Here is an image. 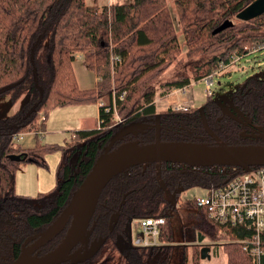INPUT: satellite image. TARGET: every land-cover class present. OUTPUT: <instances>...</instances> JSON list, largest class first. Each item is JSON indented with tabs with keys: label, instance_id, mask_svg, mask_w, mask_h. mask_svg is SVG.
I'll use <instances>...</instances> for the list:
<instances>
[{
	"label": "trees",
	"instance_id": "1",
	"mask_svg": "<svg viewBox=\"0 0 264 264\" xmlns=\"http://www.w3.org/2000/svg\"><path fill=\"white\" fill-rule=\"evenodd\" d=\"M253 1L174 0L176 17L167 0H132L102 9L86 0H0V98L8 96L15 104L22 96L27 97L13 114L0 117V264L12 263L25 240L57 218L112 135L119 131L127 133L115 146L129 140L264 145V70L261 76L252 75L230 93L233 107L242 112L244 119L226 112L214 94L201 106L158 111V95L151 85L155 74L179 57L180 36L188 55L208 57L195 66L192 76L165 81L162 96L213 72L222 73L235 57L239 61L263 50L264 13L246 21L237 19L238 13ZM230 18L235 20L232 26L214 33ZM43 32L34 57L38 83L44 90L39 101L31 50ZM78 54L99 76L93 88L83 89L77 83L73 63ZM104 96L108 102L103 100L106 106L99 107V117L104 121L101 127L76 130L72 141L58 147L38 144L24 150L15 141V134L38 130L42 125L39 118L52 109L98 102ZM36 103L35 111L25 118ZM58 148L62 156L56 187L35 197L17 193L20 164H43L44 154ZM25 153L27 157L20 161L10 159L12 154ZM215 168L218 166L194 171L173 162L150 163L114 177L103 190L92 221L96 225L91 241L105 238V243L92 259L79 264H200L204 259L199 247L183 248L180 260H173L170 223L176 207L166 192L178 200L194 188L203 190L224 183L225 178L210 175L209 170ZM194 198L183 199L181 206L197 210L194 230L199 242L223 238L224 229L211 221L207 210L197 206ZM154 216L166 218L159 239L163 243L134 246L130 241L131 221ZM225 230L235 239L251 234L240 226ZM64 233L44 246L41 254L54 248ZM261 236L260 264H264V234ZM212 247L217 254L219 244ZM222 249L226 264H254L241 243L222 244Z\"/></svg>",
	"mask_w": 264,
	"mask_h": 264
},
{
	"label": "water",
	"instance_id": "2",
	"mask_svg": "<svg viewBox=\"0 0 264 264\" xmlns=\"http://www.w3.org/2000/svg\"><path fill=\"white\" fill-rule=\"evenodd\" d=\"M264 13V0H254L237 15L240 20H250ZM231 19L226 20L214 33L232 26ZM44 37L41 33L31 50L34 81L40 90V100L44 90L38 83V72L34 62L35 51ZM262 72L257 73L261 76ZM36 103L27 112L28 117L35 111ZM126 131H119L96 159L89 173L73 192L68 204L57 218L42 231L28 237L22 245L19 256L10 264H79L92 259L102 248L105 238L91 241L96 221H93L101 194L109 182L119 174L134 166L173 162L195 167L264 166V145L228 144L218 142H192L178 140H157L140 143L138 140L125 141L118 146L115 143L123 139ZM27 153L12 154L10 159L20 161ZM62 232L64 236L51 250L41 254V249L52 242ZM209 247L202 248V258H209Z\"/></svg>",
	"mask_w": 264,
	"mask_h": 264
},
{
	"label": "rangeland",
	"instance_id": "3",
	"mask_svg": "<svg viewBox=\"0 0 264 264\" xmlns=\"http://www.w3.org/2000/svg\"><path fill=\"white\" fill-rule=\"evenodd\" d=\"M89 4H97L100 7L105 6L109 0H86ZM128 0H126L127 2ZM172 12H175L174 0H167ZM103 4V5H102ZM105 4V5H104ZM101 7V9H102ZM100 9V10H101ZM177 17V14L175 12ZM233 22L234 19L230 18ZM238 19V18H237ZM179 30V27H177ZM181 43V53L171 64L164 66L159 73L155 74L154 84H151L156 91V105L158 111H164L168 108H176L179 105L187 106V109L191 106L197 107L201 106L202 103L207 99L206 95V82L204 79L199 81H194L190 86L184 88V93L172 94L173 88L165 96H162L163 91L162 85L165 81L170 79L178 78L181 75L192 76L193 69L195 66L201 62L205 61L208 57L203 54H190L188 55V47L185 43L183 36L179 38ZM74 73L76 76L77 83L81 88H93L97 85V75L96 73L89 69L83 58L77 57L73 63ZM225 70V71H224ZM264 70V49L257 52H252L246 57L240 59L236 64L228 65L223 69V72L214 76L215 85L212 87L214 92V99L221 103L222 107L231 115H235L240 119H244L245 116L241 114L237 107H233L231 92L235 89L239 83L246 81L249 77L254 74L260 73ZM97 78V79H96ZM99 80V79H98ZM150 81V80H149ZM151 82V81H150ZM178 88V87H176ZM26 95L22 96L19 101L13 104L16 107H21L23 100L26 102ZM106 96L102 98V101L106 100ZM101 101V100H100ZM99 102V100H98ZM98 102L79 104V105H68L52 109L48 114V119L45 122H40L45 126L47 124L46 131L39 133V144L43 145H54L62 146L67 141H72L75 138V133L72 134V129L77 125L78 121L83 116H88L93 121L95 120L97 114L93 111V108L98 106ZM77 108V109H74ZM88 108V109H84ZM186 110V109H185ZM119 120V117H117ZM116 118V119H117ZM40 119V118H39ZM115 124V122L113 121ZM70 129V131H69ZM27 133V132H26ZM19 139H15L17 143H21ZM22 144V143H21ZM38 145V144H37ZM36 146V145H35ZM24 150H30L34 147H22ZM46 162L43 164H38L36 162H23L17 169L16 173V192L20 194L27 195L30 197H35L41 192H47L56 187L58 183V165L61 160V150L54 149L49 150L45 154ZM203 191L201 189H192L184 192L178 200H175L173 194L166 192L168 198H172L171 201L175 205V211L172 212V221L170 226L173 228L174 239L172 241L173 247V260L177 262L180 260L181 251L183 248L192 247H209V258H203L204 260L200 264H226V256L222 249V244H228L229 242H237L232 236L227 234L224 228L223 234L227 237H223L218 240L205 239L199 242L197 236L195 235L194 226L197 219L195 218L197 210L193 207H182L181 202L183 199L194 198L201 195ZM124 242V241H123ZM219 244L220 250L215 254L213 252L212 245ZM192 249V250H193Z\"/></svg>",
	"mask_w": 264,
	"mask_h": 264
},
{
	"label": "built area",
	"instance_id": "4",
	"mask_svg": "<svg viewBox=\"0 0 264 264\" xmlns=\"http://www.w3.org/2000/svg\"><path fill=\"white\" fill-rule=\"evenodd\" d=\"M238 58L232 59L236 64ZM221 67H224L220 63ZM215 72L204 78L206 82V95L214 94ZM217 75V74H216ZM185 89L175 88L172 94L184 93ZM100 106H106L102 100ZM108 108V107H107ZM105 108V110H108ZM176 109H187V106L179 105ZM45 115H41L40 122H44ZM101 120V119H100ZM100 121V126L103 124ZM24 133L15 134L14 138L19 139ZM176 164V163H174ZM147 164H144V168ZM181 165L183 169L198 171L202 167H195L186 164ZM215 167V166H212ZM210 175L226 179L215 187L204 188L201 195L195 199L196 205L207 210L211 221L219 224L222 228L242 227L251 231L245 239H237L243 245V249L253 258L254 264H260L263 249L261 247V235L264 234V167H250L239 171L236 167L218 166L209 170ZM166 224L163 216L136 218L130 223V241L134 246H158L161 245L160 236Z\"/></svg>",
	"mask_w": 264,
	"mask_h": 264
},
{
	"label": "crops",
	"instance_id": "5",
	"mask_svg": "<svg viewBox=\"0 0 264 264\" xmlns=\"http://www.w3.org/2000/svg\"><path fill=\"white\" fill-rule=\"evenodd\" d=\"M131 1L132 0H128L127 2H126V0H109L106 5L124 4V3H129ZM78 56L82 58V56L80 54H78ZM96 75H97V73H96ZM98 77L99 76H97V78ZM97 82H98V79H97ZM23 105H24V100H23L21 107ZM98 105H99V103H98ZM19 108L20 107L15 108V106L10 101L8 96H3L0 98V117L10 116ZM74 109H77V108H74ZM84 109H88V108H84ZM99 110H100L99 106L93 108V111L97 114L94 121L91 118H89L88 116H83L80 118L77 125H75L74 129H72V131H70V129H69V131L72 132V134H74L75 131L79 130V129H89V128H97V127L99 128L100 121H101L100 117H99ZM48 116H49V114L46 116L44 122L48 119ZM45 127H47V124L45 126V123H44V125H41L38 127V130L31 131V133L30 132L24 133L22 135V137L20 138L21 139L20 142L22 144L19 143V145H21L22 147L29 148V147H34L35 145L39 144V140H38L39 133L45 132L46 131Z\"/></svg>",
	"mask_w": 264,
	"mask_h": 264
},
{
	"label": "bare ground",
	"instance_id": "6",
	"mask_svg": "<svg viewBox=\"0 0 264 264\" xmlns=\"http://www.w3.org/2000/svg\"><path fill=\"white\" fill-rule=\"evenodd\" d=\"M178 164H182V163H178ZM187 165V164H186ZM257 166H263V165H255V166H247V167H236V166H229V167H236L237 169L238 168H243V170L247 169V168H250V167H257ZM228 167V166H227ZM264 167V166H263ZM242 170V171H243Z\"/></svg>",
	"mask_w": 264,
	"mask_h": 264
}]
</instances>
